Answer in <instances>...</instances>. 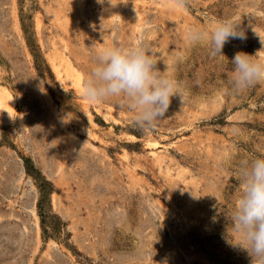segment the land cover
Listing matches in <instances>:
<instances>
[{
	"label": "rangeland",
	"instance_id": "obj_1",
	"mask_svg": "<svg viewBox=\"0 0 264 264\" xmlns=\"http://www.w3.org/2000/svg\"><path fill=\"white\" fill-rule=\"evenodd\" d=\"M173 1L0 0V86L16 112L0 110V264H253L229 218L241 164L264 155V81L234 92L230 77L237 52L264 59V0ZM229 19L246 39L222 55L186 39ZM138 41L181 96L149 130L111 102L80 126L71 81L101 43ZM53 43L76 70L64 85ZM53 108L74 114L75 138ZM149 139L165 145L156 160Z\"/></svg>",
	"mask_w": 264,
	"mask_h": 264
},
{
	"label": "clouds",
	"instance_id": "obj_2",
	"mask_svg": "<svg viewBox=\"0 0 264 264\" xmlns=\"http://www.w3.org/2000/svg\"><path fill=\"white\" fill-rule=\"evenodd\" d=\"M104 4L105 0H97ZM108 3L115 5L113 0ZM183 0H178L182 5ZM230 38L246 39V32L232 20H222L210 29L189 28L186 39L193 44L207 42L210 54L222 55ZM264 44V39H261ZM96 48L92 66L81 86L82 97L91 105L113 103L118 109L131 113V120L141 130H149L163 117L174 95L180 94L178 82L166 70L156 67L157 61L138 41L134 45L113 43ZM231 88L242 92L264 81V59L240 51L232 61ZM73 113L63 117L70 122ZM240 194L231 216V229L236 234L230 241L246 250L253 264H264V155L244 161L238 178Z\"/></svg>",
	"mask_w": 264,
	"mask_h": 264
},
{
	"label": "bare ground",
	"instance_id": "obj_3",
	"mask_svg": "<svg viewBox=\"0 0 264 264\" xmlns=\"http://www.w3.org/2000/svg\"><path fill=\"white\" fill-rule=\"evenodd\" d=\"M115 1H123V0H113V2H115ZM136 1L137 2H141V1H144V0H136ZM149 1H154L155 3H157L161 7L164 6V5L166 6V5H170V4L174 3L173 0H149ZM108 6L110 8L113 7L112 4H109ZM40 23H41V21L38 20L37 28H39ZM52 45H53L54 55L56 56V58L53 55V56H51L52 58H50L49 60H50L51 66L53 68V71H54V73L56 75L57 81L60 84L64 85L65 82H66V77H71L72 75H74L76 70L73 67V65L71 64V62L67 59L66 55L63 52L59 51L55 47L54 43ZM57 58H59V65L55 62L56 61L55 59H57ZM60 68L61 69L63 68V70L61 71ZM71 85H72L73 89L76 91V93L80 97L79 105H80V108H81V114H82V118L83 119L81 118L80 121L78 120V122H80L79 124H80V126H82V123L84 121H87L88 123L91 122V119H92V114H91V110H90L91 109L90 108L91 104H89L81 95L82 81H81V79H80V77L78 75H76L74 77V79L71 81ZM0 110L5 112L12 121L16 119V112L14 110V99H13L11 93L6 88H4L2 86H0ZM52 110L54 112V117L56 118V121L61 124V127H62V129L64 131V134L67 137H69V138H73L74 134H73L72 130H70L67 127H64L65 126L64 122L56 114L55 109L53 108ZM97 112L100 113V110H97ZM19 117L21 118V116H19ZM148 147L151 150L150 151V155L152 156V158L154 160H156L158 158L156 150L159 147H164L165 148V145H161L159 142H157V141H155L153 139H149L148 140Z\"/></svg>",
	"mask_w": 264,
	"mask_h": 264
}]
</instances>
